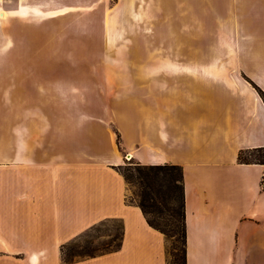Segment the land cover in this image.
<instances>
[{
  "label": "crops",
  "instance_id": "obj_1",
  "mask_svg": "<svg viewBox=\"0 0 264 264\" xmlns=\"http://www.w3.org/2000/svg\"><path fill=\"white\" fill-rule=\"evenodd\" d=\"M110 3L0 0V39H144L160 11L168 15L162 27L176 25V12L187 27L188 12L215 7L225 13L215 26L232 29L226 39H243L242 51L215 54L206 66L120 69L113 107L104 103L111 115H87L86 139L73 123L72 132L60 129L57 80L50 88L34 76L35 92L26 88L21 101L2 87L0 264H169L167 237L128 201L117 169L125 159L183 168L187 264H264V164L238 160L240 151L264 147V0ZM19 55L42 65L40 56L0 51V82ZM96 126L102 138H94ZM109 221L122 224L119 249L64 260L63 245Z\"/></svg>",
  "mask_w": 264,
  "mask_h": 264
},
{
  "label": "rangeland",
  "instance_id": "obj_2",
  "mask_svg": "<svg viewBox=\"0 0 264 264\" xmlns=\"http://www.w3.org/2000/svg\"><path fill=\"white\" fill-rule=\"evenodd\" d=\"M110 2L113 7L116 0ZM190 3L194 4L192 1ZM174 8L177 9L176 5ZM223 14L225 13L215 7L211 11H204L198 7L193 12H188V26L179 27V13L176 12L172 14V20L176 25L167 28L162 27L160 23L163 19H168V15L160 11L155 17L153 35L149 33L144 39H100V36H86V39H0V51L34 54L40 56L37 62H42V65L35 66L34 58L28 59V56L26 59L22 55L13 57L9 61L11 68L9 71L7 69L4 79L0 82V92L2 87H10L12 99L21 101L26 88L28 89L26 91L35 92L34 76H41L42 82H49L50 88V83H53L55 88L57 80L60 129L64 126V130L69 129L68 131L72 132L73 123L75 136L86 139L87 115L102 119L111 115L104 103L107 104V98L113 100L111 102L113 107L114 92L117 84L120 85L116 81L120 78L118 76L120 69L129 71L140 67H179L194 66V64L206 66L217 62L214 60L215 54L225 56L227 52H241L243 39H226L232 29L215 26L220 20L219 15L223 16ZM192 15H198L206 24L214 26L195 27ZM261 45L264 46V39ZM218 62L226 61L218 60ZM239 62L240 66H243L244 61L241 56ZM246 66L252 70L256 68L248 61ZM260 67L263 70L264 64ZM2 100L0 94V101ZM98 126L93 132L94 138L104 136ZM111 131L116 132L114 127ZM125 161L126 164L133 162L128 159ZM129 187L130 197L136 190L134 187ZM120 233V224L109 221L88 234L86 240H91L94 247L101 248L112 239L113 235ZM84 239V237L80 238L82 244ZM70 243L68 246H72L75 242ZM175 254H177L176 238L167 237L169 264L173 262Z\"/></svg>",
  "mask_w": 264,
  "mask_h": 264
},
{
  "label": "trees",
  "instance_id": "obj_3",
  "mask_svg": "<svg viewBox=\"0 0 264 264\" xmlns=\"http://www.w3.org/2000/svg\"><path fill=\"white\" fill-rule=\"evenodd\" d=\"M239 162L264 164V147L242 150L238 155ZM129 186L136 191L128 198L136 203L150 226L163 233L166 237H174L177 242V254L170 264H187V226L186 200L183 168L175 164H140L130 162L117 167ZM105 223L93 226L71 243L63 245L64 260L73 261L75 257L82 258L104 254L117 250L122 244L123 228L120 224V235H113L112 239L101 248L92 245L86 236ZM84 237L83 241L80 238ZM70 243V244H71Z\"/></svg>",
  "mask_w": 264,
  "mask_h": 264
},
{
  "label": "built area",
  "instance_id": "obj_4",
  "mask_svg": "<svg viewBox=\"0 0 264 264\" xmlns=\"http://www.w3.org/2000/svg\"><path fill=\"white\" fill-rule=\"evenodd\" d=\"M261 183H262V186H264V175L262 176Z\"/></svg>",
  "mask_w": 264,
  "mask_h": 264
},
{
  "label": "bare ground",
  "instance_id": "obj_5",
  "mask_svg": "<svg viewBox=\"0 0 264 264\" xmlns=\"http://www.w3.org/2000/svg\"><path fill=\"white\" fill-rule=\"evenodd\" d=\"M6 15V14H5ZM1 18H3V17H1Z\"/></svg>",
  "mask_w": 264,
  "mask_h": 264
}]
</instances>
